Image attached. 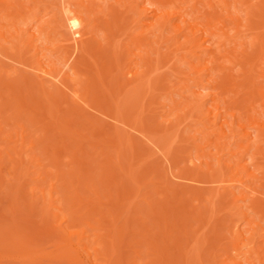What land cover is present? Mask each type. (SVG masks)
<instances>
[{
  "label": "bare ground",
  "instance_id": "obj_1",
  "mask_svg": "<svg viewBox=\"0 0 264 264\" xmlns=\"http://www.w3.org/2000/svg\"><path fill=\"white\" fill-rule=\"evenodd\" d=\"M106 1H109L110 5H107H109L110 8L108 9L107 13L103 14L105 15V18L103 16H99L100 18H104L103 21L101 19L99 23H103L102 27L106 29L104 35L102 36V41L107 48H102L101 50L100 45L103 46V44H101L102 41L100 44H98V41L96 40L99 36H96L97 38L94 39V35H96L94 29L98 25V23H96V21L98 20L95 21V17L97 13H101L102 4H99L101 3V0H0V59L1 61L3 60L0 64V99L1 97H3L2 99L7 97L5 98L6 101L7 99H9L13 102V104H11L9 100L8 101L10 103H8V101L5 102L4 100V103L0 100V108L3 106L2 108L4 109L3 110L1 108L0 111V134H2L0 136V140H2V142L5 141L6 143L3 142L5 145L7 144V146L3 147L1 146L2 143L0 142V207L1 209L3 208V213H5V211L6 213H8L7 216L11 220V222L9 221L8 223V221L5 222V219L0 217L2 218L0 219V247L2 248H0V264H9L13 260L14 262L17 261V264L20 259L22 261L25 260V264L28 260V262H31V264L36 263L34 261L38 259L35 258L34 260L33 257L38 254L41 255L42 253H44L45 255H42L43 257L41 256V259L38 260L40 264H42L44 257L48 262H50L49 260L52 259L54 261V259L64 258L65 260H67V264L123 263L121 256V253L123 252H121L120 248L122 247H120V245H122V240H125V238L123 237H126L124 234L126 231L128 233L129 229L126 230V228H128L126 226L129 225H126L128 221L126 222L124 220L123 223L121 221L123 218L121 217L120 219L118 218V216H121V213L124 212V208L126 207L125 205H127V202L131 205H129L130 207H128L130 209L136 208L137 206L136 204L138 203V201L137 203L132 202L131 197L134 195H141V192L139 193L140 188L137 183L140 181V179H142L141 177L144 176L143 172L145 173L144 168H142L145 163V161H143V158L146 157V155H144V150L141 151L140 149H137L140 150V152H138L137 150H134L132 148L130 151L127 149L129 151V155L127 154L128 157H126L128 159H126L127 161L125 160L127 166H124L122 164L121 158L125 153H127V151L125 153L124 151H122L123 148L125 149L123 144L125 143L126 145L127 143L126 146H129L130 143V146H133V148L134 146H136V144L135 142H132L133 140H130L131 137H127L129 133L126 134L125 137L127 138H125L120 136V132L115 131L114 133V131L112 130L113 133L110 134H114L113 138L112 136H110L112 139L106 138V141L107 139H110V141H108L109 143H107L111 145L106 146L105 142L104 145L106 147V150H102L103 148L100 150V146L99 149H95L96 151H99V153H96L95 150L94 152L90 153L89 151L91 149L89 151L84 150L83 146H79L81 142L78 143L79 147L73 146L75 149L71 148L72 146L69 147L74 151L72 150L71 153L68 152L69 154L67 153V155L65 156L70 155L71 161H73V163L80 169L74 168L75 165L72 163L73 168L70 167L69 169H72H68L69 171L66 172L63 169L61 170L59 168L51 171L50 167H47L46 170L43 168L45 164L42 165V161H40L42 156L40 157V154L35 152L39 149L41 150V153L44 152L45 149H47V147L49 146V142L51 143L56 141L55 143H52V145L54 146V156H56L57 158L59 157V154L57 155V152H60L61 154V151L63 152L64 149L68 148L67 142H65L67 139L64 138L65 135L63 136L62 133L64 134L66 131H68L69 133L76 132L79 136H82L84 138L87 137V135H85L83 132L81 134L74 126L76 125L75 122H77L75 121L77 120L76 117L79 116L78 119L81 118V108H78L81 104L77 106L79 110L76 108V105L78 102L84 104L85 102H89L90 100L87 101V98L89 96H92L91 98L93 99V103L94 101L98 102L100 99H102L103 101L104 99H106V103L104 102V104L110 109V115H112L111 112L113 113V111L111 110L113 109L117 110L116 113L118 112V110L119 112L121 111L120 113H126L125 115H127V119L129 116L136 121V123L134 121L131 124L134 125L135 123L137 127L134 126V128L137 131H140V129L142 128L139 129L138 126L143 125V119L141 120L143 116L141 117V115L147 113L145 111L152 108V106L154 105L161 106L159 102V105L154 104V97L161 96L160 91L165 90V97H167V93L170 98H167L169 101L167 102L168 107L166 106L168 108L167 112L164 113L165 111H162L163 109H160L161 107L164 108V106H161L159 109H155L162 111L156 113H161L162 115H160L161 117H163V119L161 118V120L159 118L160 122H157L156 120V122H154V118H152L153 120L149 123V127H152V131H154L155 133H161H158L159 135L156 136H158V138L160 136L161 139L163 138V141L161 140L162 142H164L163 145L167 144L165 148L163 146L161 152H164L165 149H167V147L170 145L169 143H171L172 145V143H176L178 141L186 142L187 140V142H193L194 145V143H196L195 140L197 139V137L202 135L199 138H203L204 140L202 139V141L200 139L201 142L194 145V148L196 150L194 151V153H196V156H194L196 159H193L194 161L190 160V163L192 164H195V160H197V166H195V164L194 166L189 167L190 171L187 169L188 173H185V175L190 173L193 174L194 170L197 168L194 175L196 176L195 178L199 176V178L197 179H200L199 181L201 182L203 181L201 180L202 176L200 177V175L201 173L202 175L204 173L207 178H217V176H219L218 178L220 179V182L228 181L229 183L230 181L232 183H230L229 185L235 183L239 187H242L236 189V192L239 189L240 191L235 193L234 187L231 188L229 186V189L226 190L225 186L228 183H226V185L219 184L218 188L221 186V188L225 190L221 193H218L216 191L215 194H212L214 191L213 189L212 193H209L208 195L206 194L204 200L205 202L203 201L204 204H201L202 206L198 204L199 206H201V208H196V210H193V207L197 205L192 204L193 206L191 207L186 206L188 207L187 209L185 208L186 203H184L183 200H197V194L199 196L198 190L196 192L195 189H193L195 193H197L196 195H192L194 193V191H192L193 193L190 197L188 193V196H184L182 198L177 194V192H181V189L184 188V185L181 186L182 188L179 187L181 189H174L176 188L174 187L175 184H169L174 188L171 187V189H168V186L165 183V178H163V181L161 183L159 181V183L163 185H161V187L159 186V183L155 182L157 179H153L155 183H153L154 187L158 188L155 189V194L157 195V193L159 192V194L163 195L161 196L162 198H160L163 201L158 200L159 202H157L156 197L158 196L155 197L151 192L152 190L154 191V188L152 187L153 185H151V177V182L148 181V184L153 188L150 192L151 195H153V198L155 197L154 199L156 201L153 202L152 198V201L150 202L148 198L145 199L146 203L144 200L143 201L148 207L147 216L148 218L152 217V221L154 220V222H156L155 224L157 230H155V227V229L153 227V229L150 227H145L148 225L147 220L145 221V224L147 225L143 226L142 224V226L145 227L143 228L141 226L142 222L140 223V220L136 221L140 218L143 219V216L140 218L135 216L138 213H135V215L133 214V216L137 218L135 219L133 217L135 222L131 219L134 223H140V225H137V227L141 226L142 229L148 228L149 231L150 229H152L151 231L154 230L152 234L149 233L152 237L148 233H145L146 235L148 234L152 238V240H150V238L148 237H143L145 236V234H143V236L140 234V237L146 238V241H149L148 243H150L148 247L150 248V250L147 248V250L149 251L147 252L148 254L146 253V257L148 255H154L153 258H151L152 256H148V260L144 261V263L142 262V264H172L171 260L177 255L175 251L181 252V248H184L185 246L184 249H186L187 253V249L193 248V242L195 244L197 241H201V239L199 240V233L200 236L202 235V229L200 228V226H202L201 222L207 221L206 223L208 224V221L213 217V215L215 214L214 212L217 210L223 209L221 211H225L227 213L230 212L228 214H237L240 220H245L248 222V224L252 223V226L254 227H256L257 225L258 227L259 225L262 226L260 221L264 220V203L260 198H258V194H263L261 193L260 189H264V185H262L264 184V0ZM34 22H37V27L32 30L33 28L30 27ZM66 27H68V29L70 27L73 32L70 33L68 37H66L67 32L65 33L62 31L63 36L60 33L61 28H64L63 30H65ZM102 27L100 26L99 28H101L102 30ZM53 34L58 35L56 36L57 38H52L54 37ZM78 42L84 47V50L82 49L83 53H86V49L91 48V52L95 53V55L97 56V63L95 64V66H93L92 64L94 62L90 63L92 60H88L90 58L85 59L86 61H88V67L90 64L92 65V69H94L93 67H96V70L94 69L93 76L91 75L90 77H87L88 74H82L83 72L80 73L79 71H83L81 68L83 67L85 69L86 67H84V65L82 64L81 66L78 64V66H80L81 68L77 69V64H75V61L76 63H79L77 62L78 60H73V56L71 58L69 51L73 50L74 46L77 53H82V51H80L81 47L80 49L79 45L77 47ZM94 45H99V48L96 47L99 49V51L93 50L92 47ZM76 47L78 48V50ZM91 49H88V51ZM48 51L50 54L48 53L47 55L46 52ZM71 54L73 55V53ZM74 55L76 56L77 54L75 53ZM85 56V58L88 57L87 54ZM77 59H81V56ZM174 59H176L179 64L181 63V65H174V61H176ZM7 61H10L11 64L12 62L18 63L20 65L23 64V66L28 63V65H26L25 67H29L30 70L28 69L27 72L31 71V73L28 74L29 76L23 75V70H21L20 72V68L18 69V66H15L14 63L12 65H9ZM3 62L4 64L7 63L13 68H7V64H5L7 65V67L5 68V66H3L2 64ZM164 64L167 66L165 68L169 70L171 69V77H177L181 81L179 82V84H177V81L179 80H175L177 82L176 87H172L175 84H170V80H172L170 77L166 75L165 77H158V69H160V66H163ZM85 65L87 64L85 63ZM15 68L19 71L15 70ZM22 68L24 69V67ZM14 72L17 73V76L18 72H20L22 76L18 78L17 76H15ZM13 77H17L18 79ZM124 79L128 81L126 82ZM21 89H24L25 93H23L24 91ZM20 91L24 95H22ZM178 91L180 93H183L185 91L183 95L188 94V96H190V98L187 96V98L189 99H185L186 96L183 98L184 100L180 99L183 102L186 100L184 104L180 101L177 102L179 100V95L178 97H175L174 95L176 94H174L173 96L171 94L178 93ZM66 93L69 94L74 102L77 103L74 104V108L69 107L68 110L63 112V110L60 108L61 105L64 102L65 104L66 102H73V100H70L69 98L68 100L70 101H66V97H69L66 96ZM157 100L159 99H156L155 102H157ZM256 100H258V102ZM255 103L259 106V109H261V111L255 108ZM87 105L91 106L90 103H87ZM66 106L64 107L66 108ZM10 108H12L13 110L12 113ZM154 108H152L153 110L151 109V112H149V114H152ZM7 109H10V113L6 116H2V111H6L7 114ZM83 110L81 111L84 113ZM98 111L99 109L96 112ZM45 113H47V116L49 115L48 117L50 118V122H43L44 117L42 118L40 115H45ZM83 113L82 118L84 119V121H82L81 123H87L91 125L87 126L91 129L93 125L92 123H95L97 121L94 120V122H92V118L86 119V116L84 117ZM89 113L88 115L91 114ZM93 114L95 113H92V115ZM101 114L103 115V113ZM123 114L121 115L126 117ZM155 114L153 113V115ZM157 114L156 116H158ZM3 115H5V113H3ZM104 115L106 116L105 112ZM114 115L116 116L117 114ZM99 118L100 117H98V119ZM130 120L131 119H129L128 121ZM121 121L124 122V120ZM128 121L126 120L127 123ZM10 123H13V129H8L9 131L6 130L7 132H5L4 130L7 128L4 129V126H9ZM109 123L110 122H108V125ZM97 124L96 127L98 126L99 130L102 129V131L100 130V132H104L103 130L105 129V127L104 129L102 128L103 124L99 121L97 122ZM146 124L148 125V123ZM111 126L113 127L112 124ZM96 127L92 128V130L94 129L95 131H89V133H91L89 134L90 137H97L99 135L100 132L98 133L99 130L97 129V131ZM118 127L116 126V128ZM149 127L148 130H150ZM50 131H52L53 133H51L53 139L52 137H50L51 134L49 135ZM190 131H193L191 132V134L193 133L191 136L187 135V133H190ZM58 134L62 135L63 137ZM57 135L60 138L58 137V140L57 138L56 140H54L55 136ZM102 136L103 135L101 133V138ZM106 137H108V135ZM63 138L66 140L63 141ZM101 138L97 139L99 140ZM188 138H190V140ZM51 139L54 141H52ZM97 139L95 138V140ZM83 140L84 139H82V141ZM91 141L93 142V139ZM236 141H240L241 143H237V146L233 148V144L236 143ZM191 143L187 145L190 147L192 146ZM89 144L91 148H95L97 146L95 143ZM155 144L157 143H154V145ZM179 144L177 145V147H180ZM180 145L186 146V144L184 143ZM155 146L157 147V149L158 147L160 148V145ZM170 146L165 152L164 157L167 156L166 154L168 152L172 159L171 157L168 159V155L167 163H169L170 160L171 163L169 164H172V161L176 160L177 156L183 155V153L181 149L177 150V148L174 147L173 144L172 146L174 147V150L176 149V152L172 149L174 153H172L171 155L169 149L171 150L172 146ZM185 146L183 148H185ZM190 148L192 149L193 147ZM110 150L113 153L110 152ZM185 150V153H188L190 151L189 150L188 152H186ZM205 150L207 153H204ZM136 151L138 153H136ZM198 151L200 153H198ZM79 154H84L85 156L87 155L90 157L92 156L93 158L91 157V159L93 160L102 159L100 160L101 162L98 163V166L101 168L100 172L96 173L95 175H89V173L87 172H81L83 168H81L82 166H79V162L81 161L79 158ZM245 154L249 156L250 162L242 163V160L239 158L240 156L238 157V161V158L236 156L241 155L243 158V155ZM174 155L176 157H174ZM54 156L50 158V162L55 159ZM77 156L79 159L77 158ZM194 156H190V158H194ZM232 156H234L235 158H233ZM224 157H227V159L225 160ZM68 158L70 159V157ZM60 159L62 160V158ZM89 159H87V163ZM161 159L162 158H160V160ZM178 159L180 158L177 157V160ZM185 159L186 158H184V160ZM141 161H143L144 163H142ZM81 162H83V160ZM91 162L93 161L91 160L89 163ZM176 162L177 161H174V164H176ZM68 163L69 162H67V164ZM249 164L253 165V169H249ZM155 165L156 164H154V166ZM174 166L178 168L179 165ZM174 166L170 168V172ZM37 167H39L40 170ZM144 167L146 168V166ZM157 167L158 166H156V168L154 167L155 170L157 169ZM32 168L35 171L32 170ZM35 168H37L38 170ZM154 168L150 170L153 171ZM184 168L186 169L188 167H186L185 165V167L183 166L182 168H179V171L183 172L185 170ZM78 170H80V172H78ZM162 170L163 169H161L160 172L156 170L158 174H155L163 177L162 175L166 173L164 170ZM191 170H193V172ZM161 171L163 172L162 175H160ZM181 172L179 173L176 171L175 177H178V173L184 176V173ZM33 173H35V176L32 177L31 175ZM173 173L175 174V171ZM122 176H124V179L126 176H128L129 179L127 177L126 178L128 181H130V186H132L131 188L130 186L129 189L123 187L117 188L116 186L115 188L112 187L113 183L116 184L115 180L120 177L118 178V181H120L119 179H121ZM179 177L182 176L179 175ZM186 177L184 176V178ZM47 178L48 182H46ZM207 178H205L207 181L203 179L205 183H208ZM39 179L41 181L45 179L43 181L44 183L42 182L44 186L41 185L42 183ZM146 179L148 180V178ZM29 180L32 183L29 182ZM35 181H38L39 184ZM120 182L122 183V181ZM142 182L143 181H141V183ZM45 183L47 184L45 185ZM148 184H145V186L143 185L144 188L142 190H144ZM222 185L224 186L222 187ZM110 186L115 190V193L113 192L114 194L112 193V191L114 190L111 191ZM135 186H137L138 189L133 188ZM148 188L149 186L147 187V189ZM120 189L122 190L120 191ZM133 189L137 190L136 193L134 192L135 194H133ZM221 190L222 189H220V191ZM168 191H170V193ZM166 192L169 194H167ZM201 192L202 191H200V193ZM145 195L147 197V194ZM201 195L203 194H200V196ZM112 198H114V202L118 205V207L116 204L113 205V209L114 207L119 208L121 204L122 205L120 208H123L122 211H120V215L118 212H116L118 213V216H115L116 218L114 217L115 213L112 214L114 211H109L112 210L110 208V205H112L110 203L111 201H113ZM120 198H124L125 201ZM121 201L124 203V205L123 203H120ZM140 201L141 200H139V202ZM238 202H243V205H241L240 203L238 204ZM3 204L5 205L3 206ZM140 204H142V202H140ZM156 204L158 205V207H154V205ZM143 206L145 205L143 204ZM106 208L110 209L103 211V209ZM190 208H193V211ZM125 209H127V207ZM137 210L135 209L134 212H136ZM128 211L129 209L125 213H127ZM140 211L138 210V212ZM19 214L24 217L25 221L28 222H30L29 220H31L29 216H31L32 218L34 217V214H39L41 221H39V225L34 222L36 228L39 227L40 229H42V231L44 230L46 234H51L52 230L50 229L56 228L58 233H55L53 230L56 236H59L60 233H62V236L64 235L63 238H66L65 241L63 240V242H61V240L59 241L60 243H57V245L60 244L61 249H59L60 247H54V249H59V252H57L58 254L61 251L59 256L55 253L54 257L52 254H54L55 250L49 252V249L51 248H35L34 246L37 242L35 243L33 240L30 241L31 244L29 243V241L26 242V240L30 238V235H28V233L32 235L31 232H33L35 228H32L31 224V231L29 225L25 224L27 226L26 227L23 224V226L25 227L22 228L21 224L20 226L17 224V222L15 223V221H13L12 219L16 220V217ZM110 215L111 217L108 219L110 225H106V227L102 222H107V218ZM190 215L191 217H189ZM25 216L27 217L25 218ZM145 217L146 216H144V218ZM188 217L196 221V223H200L199 227L192 230L188 229L189 226H187V224L185 223ZM215 217L218 218V214H216ZM130 218L132 217L130 216ZM216 218H213V220H216L218 222ZM119 219L122 225H118ZM213 220L211 221L212 224L216 225L217 227L219 223H216ZM51 221L52 224L55 223V227L53 228V225L49 224ZM18 223H20V221H18ZM223 223L221 224L223 225ZM230 223L233 224L232 222ZM221 224H219L218 226H221ZM47 225L52 226L49 229V227L47 228ZM228 225L230 226V224ZM207 226L211 227L210 224ZM216 227H213V229ZM39 228V233H37L40 234L41 232V236L44 233L45 236V232H42ZM213 229L211 230L212 233ZM49 230L51 233L49 232ZM35 231L37 230L35 229ZM131 231L133 232L132 236H134V231L130 229V232ZM141 231V233L144 232V230ZM215 231L216 230H214V232ZM263 232L264 231H262V233ZM232 233V236L234 235V233L235 235H240L241 231L239 232L238 229L235 228L234 232ZM48 235L46 236L48 237ZM52 235L53 234H51V236ZM159 235H161V239H159ZM189 237H193V241L191 243L189 242L191 241L188 239ZM204 237H207V235ZM34 238L36 239L37 237L33 236V239ZM129 238L132 239L130 235ZM36 240L39 241L38 238ZM140 240L136 241L135 243H133L132 240L130 242L128 241L129 243L132 242V244L127 245H139ZM158 240L160 242H158ZM25 243L29 244V246H32V244L34 243V246L32 247H34L35 249L33 248V250L31 249L32 247H30V249L28 248L26 250L25 248H23ZM61 243L63 244L61 245ZM243 243L244 245L247 244L245 242ZM208 245L211 246V243H208ZM186 246L190 248H186ZM206 247L204 246V248ZM236 247L237 246H235L234 248ZM252 247L253 245L251 246V248ZM7 248L11 250L12 248H15L13 250L14 253H10ZM251 248L250 250H253ZM3 249H5V252ZM133 249L135 253H139V251L135 250V247ZM133 249L130 250L132 251ZM138 249L141 250L142 248ZM44 250L48 251L45 252ZM144 252H146V249L144 250ZM135 253L134 255L137 254ZM186 253H183L182 255H185L184 259L183 257H181V259H183L182 264H192L191 262L186 261ZM174 254L176 255L174 256ZM190 254H192V252ZM199 254H194L198 255L196 256L197 258L194 256V260L198 259ZM126 255L124 254V256ZM128 255L130 256V254ZM137 255L130 256L131 259H133L132 261L134 262V264L137 260H135L136 258L134 259L133 257H137ZM177 259L178 258L175 257V259L173 260L178 261ZM140 260L142 261V259ZM22 261L20 262L21 264ZM126 262L129 263V261ZM126 262L125 264H128ZM193 262L195 263V261ZM237 262L235 260L233 264H237ZM58 263L56 260V264ZM139 263L141 262L139 261ZM197 263L199 264L200 262L197 261ZM241 263L242 262L238 264ZM48 264L53 263L51 262Z\"/></svg>",
  "mask_w": 264,
  "mask_h": 264
},
{
  "label": "rangeland",
  "instance_id": "obj_2",
  "mask_svg": "<svg viewBox=\"0 0 264 264\" xmlns=\"http://www.w3.org/2000/svg\"><path fill=\"white\" fill-rule=\"evenodd\" d=\"M18 1V0H17ZM103 0H101V3H99L100 5H101V13H97V15H96V19H95V21L96 20H98V21H96V23H98V25H97V27H95V29H94V31H95V34L96 35H94V39H96L98 36V38L96 39L97 41H98V44H100L101 43V41L103 40L102 38V36L104 35V33H105V31H106V29L104 28V27H102L103 25V23H99V21L102 19V21H103V19L105 18V15H103V14H105V13H107V11H108V9L110 8V4H109V1H106V0H104L103 2H102ZM111 3V2H110ZM107 4H109V5H107ZM106 9V10H105ZM104 11V12H103ZM97 16H98V18H97ZM99 16H103L104 18H100ZM47 18V17H46ZM100 18V19H99ZM99 24H100V26L102 27V30H101V28H99L100 26H99ZM34 25V26H33ZM33 27L31 26H29L30 28H33L32 30H34L37 26V22H34L33 23ZM64 28H61V31H60V33L62 34V31L63 32H67V35H66V37H68L69 35H70V33H73L72 32V30L70 29V27H69V29H68V27H66V29L65 30H63ZM99 29V30H98ZM70 31V32H69ZM100 31V32H99ZM101 32H102V35H101ZM64 33V34H65ZM54 35V37H52V38H57L56 36H58V35H56V34H53ZM52 35V36H53ZM60 36V35H59ZM62 36H63V34H62ZM97 36V37H96ZM101 36V37H100ZM59 38V37H58ZM101 38V39H100ZM99 39V40H98ZM53 40H55V39H53ZM101 44H103V46L102 45H100V49L102 50V48L103 49H106L107 47L105 46V44L103 43V41H102V43ZM78 45H79V49H80V47H81V49H80V51H82V49L84 50V47L82 46V44H80L79 42H78V44H77V47H78ZM99 45H94L92 48H93V50L94 51H99V47H98ZM76 47V48H77ZM96 47H98V48H96ZM85 49H86V47H85ZM88 49H91V48H88ZM88 49H86L87 51H86V53H83V51H82V53L81 52H76V50H75V46H74V48H73V50H71V51H69V53H70V55H71V58H72V56H73V60H78L77 62H79V63H76V61H75V64H77V69H79V68H81L80 66H81V64L82 65H84V67H86L85 69L82 67L81 69L83 70V71H79L80 73L81 72H83L82 74H88L87 75V77H90L91 75L93 76V74H94V69L96 70V67H93L94 69H92V65L90 64L89 65V67H88V61H86L85 59H88V58H90V59H88V60H92L90 63H92V62H94V63H92L93 64V66H95V64L97 63V56L95 55V53H92L91 51H92V49L91 50H89L88 51ZM77 50H78V48H77ZM108 50V49H107ZM74 51H75V53L78 55V57H77V55L75 56L74 54ZM47 53V55H48V53H49V51L48 52H46ZM71 53H73V55L71 54ZM50 54V53H49ZM87 54V58H85L86 56L85 55ZM82 55H84V56H82ZM80 56H81V59H77V58H80ZM76 58V59H75ZM82 58H84V59H82ZM177 59H179V58H177ZM81 60V61H80ZM174 60H176V59H174ZM3 61V60H2ZM1 59H0V64H1ZM84 61V62H83ZM86 61V62H85ZM177 61V60H176ZM176 61H174L175 63H174V65H176V64H179L178 63V61L176 62ZM5 62H6V60H5ZM28 62V61H27ZM179 62H180V60H179ZM7 63L9 64V65H12L14 62H12V64L10 63V61H7ZM7 63H5V64H7ZM85 63L87 64V65H85ZM3 64V66H5V68L7 67V65H5L4 64V62L2 63ZM78 64L80 65V66H78ZM8 65V67L7 68H11L12 66H9ZM14 65L15 66H18V69L20 68V72H21V70H23L24 71V73H23V75H28V74H30L31 73V71H28L27 72V70L29 69V67L27 68V67H25L26 65H28V63L26 64V65H24L23 66V64L22 65H20V64H18V63H14ZM13 65V66H14ZM162 65V64H161ZM165 65V64H164ZM160 66V69H158V73L159 74H157L158 75V77L160 76V77H162V76H164L165 77V75L166 76H168V77H170L172 80H173V82H172V80H170V79H168V80H170L171 81V83L170 84H175V85H173L172 87H176L177 86V84H179V82H181L177 77H171L172 75H171V69L169 70V69H167V68H165V67H167L166 65L165 66ZM179 65H181V63L179 64ZM179 65H176V66H179ZM14 66V67H15ZM21 66V67H20ZM22 67H24V69L22 68ZM91 67V68H90ZM163 67V68H162ZM13 68V67H12ZM22 68V69H21ZM18 69H16L15 68V70H18ZM89 69V70H88ZM164 69H165V71H164ZM12 70V69H11ZM30 70V69H29ZM19 71V70H18ZM22 71V72H23ZM27 73H26V72ZM90 71V72H89ZM161 71V72H160ZM17 72V71H16ZM20 72H18V76H17V73H15V76H17L18 78L20 77V76H22V74L20 73ZM93 72V73H92ZM164 74H163V73ZM168 73V74H167ZM19 74H21V75H19ZM33 74V73H32ZM34 75V74H33ZM29 76V75H28ZM32 76V75H31ZM35 76V75H34ZM85 76V75H84ZM17 77H13V78H16V79H18ZM86 77V76H85ZM163 77V78H164ZM33 78V77H32ZM36 78V77H35ZM174 78V79H173ZM126 79H128V78H126ZM125 80V79H124ZM175 80H179V81H175ZM126 82L128 81V80H125ZM125 81H124V83H125ZM19 83V82H18ZM177 83V84H176ZM263 83V82H262ZM172 89V88H171ZM21 90H23L24 91V89H21ZM164 91L165 90H162V91H160L161 92V96H156V97H154V99L156 100V99H159V100H157V102H155V100H154V104H156V105H159V103L161 104V106H164V108L163 107H161V106H155L154 104V106H155V108H154V106H152V108H154V111H152V114L150 113L149 114V112H151V109L152 108H150V109H147L145 112H147V113H143L144 115H141V120L143 121L142 122V124L143 125H139L138 127H139V129L140 128H142V129H140V131L142 132H140L139 130L137 131L135 128H134V126H136L135 125V123H136V121L135 120H133V118H130L129 116H128V119H127V115H125V114H123V113H120L119 112V110H118V112L116 113V111L117 110H111V111H113V113L111 112V114L112 115H110V109L108 108V107H106V105L104 104V102H105V100L106 99H104V101L102 100V99H100L99 101H100V103H99V101L98 102H96V101H94V103H95V105H94V103H93V99L89 96L88 98H87V101L88 100H90L89 102H85V104L84 103H80V102H74V100L69 96V94H67V93H69V92H67L66 93V96H69V97H66V101L68 100V98L71 100H73V102L72 101H70V100H68V101H70V102H66V104H65V102L61 105V109L63 110V112H65L66 110H68L69 109V107H73L74 106V104L75 103H77V105H76V108H77V106L79 105V104H81L80 105V107H78L79 109L81 108V110H83V109H85V110H83L84 111V113L80 110V112H81V118H79L78 119V117L79 116H77L76 118H77V120H75V121H77V122H75L76 123V125L74 126L81 134H82V132L85 134V135H87V137H88V139H87V137L86 138H84V137H82V136H79V135H77V133L76 132H74V133H69L68 131H66L64 134L62 133V135L64 136V138H66V139H64L63 138V141L64 140H66L65 142H67V147L68 148H66V149H64L63 150V152L61 151V154H60V152H57V155L59 156V157H57L56 158V156H54L55 154H54V146L52 145V143H55V142H49L48 144H49V146L47 147V149H45V151H46V153H45V151L44 152H40L41 150L39 149H36V150H38V151H35V152H37V153H39L40 154V157H41V160L40 161H42L41 162V164L42 165H47V166H43V168L44 169H46L47 170V167L49 168L50 167V169H51V171L53 170H56L57 168H59V169H63L65 172L66 171H69V170H71L72 168H73V161H71V156L70 155H68V156H65V155H67V153L69 152V153H71V151L73 150V149H75L74 147H79V146H83V149L84 150H87V151H89L90 149V153L91 152H94V150L96 149H99V146L101 147L100 148V150L102 149V150H106V147H105V145L106 146H109V145H111V144H108L109 142L108 141H110V139H112L113 138V135L114 134H110V133H113V131H114V133H115V131L116 132H120L119 134H120V136H122V137H125L126 136V134H128L129 133V135H127V137L129 138V137H131V141L134 143L135 142V144H136V146H134V148H133V146L131 147L130 146V143H129V146H126L127 145V143H126V145H125V143L123 144V146L125 147V149L123 148L122 149V151H124V153L127 151V153H125L123 156H122V158H121V161H122V164L124 165V166H127L126 164V162H125V160L126 159H128L127 157H128V155H129V151L131 150V148L132 149H134V150H137V149H140L141 151H143L144 150V155H146V157L145 158H143V161H145V163L143 162V161H141L142 163H144V165H143V167L142 168H144V170H145V173L147 174H145L144 172H143V175L144 176H142L141 178L142 179H140V181L137 183L138 185H139V188H140V190H139V193L141 192V195H138V196H132L131 197V201L132 202H134V203H137V201H138V203L135 205L136 206V208H133V206H132V208L134 209H130V208H128V207H130L131 205L130 204H128V202H127V205H125L126 207H127V209H125L126 207L125 206H123V207H125L124 208V212H122L121 213V216H118V213H119V215H120V211H122V209L120 208L121 207V205H120V207L119 208H117L118 207V205L114 202V198H112V200L113 201H111V203L110 204H112V205H110L109 203V205H110V208L112 209V210H109L110 212L111 211H114L112 214H114V217L117 215L118 216V218H120L121 219V217L123 218L121 221L124 223V220L127 222L128 221V223H126V225H129L130 226V228H129V226H126V227H128V228H126V230H128L129 229V231H128V233H127V231L125 232V236L127 237H123V238H125V240L123 239L122 240V245H120V247H122V248H120L121 249V252H123V253H121V256H122V262L123 263H121V264H125V262L126 261H129V263L128 262H126V263H128V264H134V262L132 261L133 259H131V257L130 256H136L137 254V257H133L135 260H137L136 261V263L135 264H142V262L144 263V261H147L148 260V258L150 257V256H152L151 258H153L154 257V255H148L147 257H146V253L150 250V248H148L149 247V244L150 243H148L149 241H146V238L148 237V238H150V240H152V236L150 235V234H152V232H154V230L153 231H151L154 227L156 228V222H154V220L152 221V217L151 218H148V216H147V206H146V201H145V199L146 198H148L149 199V202L150 201H152L153 200V202H155L156 200H157V202H159V201H163L162 199H160V198H162L161 196H163L162 194H159V192H158V190H157V195L155 194L156 192V190L155 189H158V188H155L154 187V185H153V183H154V180H156L155 182H157V183H159V181H160V183L163 181V178H165V183H166V185L168 186V189H171V187L172 186H170L171 184L173 185V184H175V186L174 187H176V188H174V187H172V188H174V189H177V188H179V187H181V186H183L184 185V188H179V189H181L182 191H184V192H177V194L179 195V196H181L182 198L184 197V196H188V193H189V197L191 196V194L193 193L192 191H194L193 189H195V191L197 192V190H198V193H199V196H198V194L197 193H195V191H194V193L192 194V195H196L197 194V196L196 197H198V199L197 200H193L192 201V199H191V201H190V199H185V200H183L184 201V203H186V204H188V205H186L185 204V208H187L188 209V207H191V206H193L192 204H194V205H197V206H195V207H193L192 209L193 210H196V208L198 209V208H201V204H204V200H205V196H206V194L208 195L209 193H212V191H213V189H214V191H213V193L212 194H215L216 193V191L218 192V193H221V192H223L225 189H223V188H221V186L218 188V186H219V184H224V185H226V183H228V181H226V182H220V179L218 178L219 176H217V178H207L205 175H204V173H203V175H202V173H201V175H200V177H201V180L203 181V182H201V181H199L200 179H197V178H199V176H197V178H195L196 176L194 175L195 174V170H197V168L194 170V173L192 174V173H190V174H187V175H185V173H188L187 172V169L190 171V169H189V167H192V166H194L195 164H196V162H197V160H195V164H192V163H190V160H193V159H196L195 158V154L196 153H194V151H196L195 150V144H199L200 142H201V140L203 139H201V138H199V137H201L202 135H200L199 137H197V139L195 140L196 141V143H194V145H193V142L191 143L189 140H190V138H188L189 140V142L191 143V145L192 146H190V147H193L192 149L188 146L190 143L189 142H187V140H186V142L185 141H178V142H176V143H172V145L174 144V147H176L177 148V150H182V153H183V155H179V156H177V157H179L180 159H178L177 160V157L174 155V157H176V160H173L172 162V164H169V163H171L170 162V160H169V163H167L168 162V160H167V157H168V155H169V153L167 152V156H165L164 157V154H165V152L167 151V149L169 148V146L171 145V143H169L170 145L167 147V149H165V151L164 152H161L162 151V149H163V146H164V148H165V146L167 145H163L164 144V142H162L163 141V138L161 139V137L159 136V138H158V136H156V135H159V134H161L160 132H154V131H152L151 130V128L149 127V123H150V121H152L153 119L152 118H154V122H160V120H159V118L161 119H163V117H161V115L160 114H157L156 112H159L160 110H155V109H159L160 107V109L162 110V111H165L164 113H166L167 112V102H169L168 101V99L167 98H169V96H168V94L166 93V96L167 97H165V94H164ZM159 92V91H158ZM158 92H157V94H158ZM159 92V93H160ZM177 92V91H176ZM187 92V91H186ZM20 93H21V91H20ZM23 93H25V91L23 92ZM90 93V92H89ZM183 93H185V91L183 92ZM183 93L181 92H179L178 91V93H171L172 94V96L174 95V94H176V95H174L175 97H178V95H179V100L177 101V100H174V101H177V102H183L182 100H180V99H183L185 96V99H189L190 98V96H188V94H185V95H183ZM188 93V92H187ZM22 94V93H21ZM22 95H24V94H22ZM4 96V95H3ZM187 96L189 97V98H187ZM3 97H1V101L2 102H4V100H5V102H7L9 99H7V101H6V99L5 98H7V97H5L4 99H2ZM166 99V100H165ZM170 99V98H169ZM172 99H175V98H172ZM177 99V98H176ZM92 100V101H91ZM161 100V101H160ZM184 100V99H183ZM10 101V100H9ZM8 101V103H10L11 102V104H13V102L12 101H10L9 102ZM103 101V102H102ZM162 101H164V102H162ZM257 102H258V100H256ZM255 101V102H256ZM4 102V103H5ZM72 102V103H71ZM159 102V103H158ZM186 102V100L183 102V104ZM7 103V104H8ZM87 103H90V105L91 106H88L87 105ZM99 103V104H98ZM106 103V102H105ZM162 103H163V105H162ZM165 103V104H164ZM1 104V103H0ZM3 105V104H2ZM67 105V106H66ZM72 105V106H71ZM93 105V106H92ZM98 105V106H97ZM254 105H256V103L254 104ZM12 106V105H11ZM64 106H66V108L64 107ZM101 108H100V107ZM167 106V107H166ZM3 107V106H2ZM1 107V108H2ZM93 107V108H92ZM166 107V108H165ZM1 108H0V111H1ZM64 108V109H63ZM74 108V107H73ZM75 108V109H76ZM77 108V109H78ZM255 108H257V110L259 109V106L258 105H256L255 106ZM3 109V108H2ZM11 109V113H12V108H10ZM10 109L8 110L7 109V114H6V111H2V116H6V115H8L9 113H10ZM78 109V110H79ZM94 109V110H93ZM99 109V111L98 112H96L97 110ZM108 109H109V111H108ZM4 110V109H3ZM86 110H88V111H86ZM90 110V111H89ZM121 110V109H120ZM153 110V109H152ZM86 111V112H85ZM100 111H101V113H103V115L100 113ZM108 111V112H107ZM162 111H160V112H162ZM259 111H261V109H259ZM79 112V113H80ZM91 114H90V113ZM104 112L106 113V116L104 115ZM123 112H125V111H123ZM3 113H5V115H3ZM82 113H83V116L85 117L86 116V119L87 118H92V122H94V120L95 121H99L100 123H102L101 125L103 126H100V127H102L103 129H104V127H105V129L103 130L104 132H100V130L102 131V129H100L99 130V127L97 126L96 127V124H97V122H95V123H92L93 125H95V126H93L92 125V127H91V129H90V127H87L89 124H87V123H81L82 121H84V119L82 118ZM88 113L90 114V115H88ZM92 113H95V114H93L92 115ZM153 113L155 114H157L158 116H156V114L155 115H153ZM108 114V115H107ZM114 114H117L116 116L114 115ZM121 114H123V115H125L126 117H124V116H122ZM11 115H13V114H11ZM110 115V116H109ZM43 119H41V120H43V122L44 123H46V122H50V118L47 116V113H45V115L44 114H42V115H40ZM97 116V117H96ZM102 116V117H101ZM108 116V117H107ZM113 116H115V117H113V119H112V117ZM145 116V117H144ZM155 116V117H154ZM45 117H46V119H45ZM95 117V118H94ZM98 117H100L99 119H98ZM105 118V120H104V118ZM120 117V118H119ZM122 117V118H121ZM148 117V118H147ZM150 117H151V119H150ZM2 118V117H1ZM4 118V117H3ZM94 118V119H93ZM111 118V119H110ZM117 118H119V119H117ZM125 118H126V120L128 121L129 119H131L130 121H128V123L126 122V120H125ZM146 118H147V120H146ZM83 119V120H82ZM103 119V120H102ZM106 119H107V121H106ZM150 119V120H149ZM161 119V120H162ZM109 120V121H108ZM120 120V121H119ZM121 120H124V122L123 121H121ZM156 120V121H155ZM79 121V122H78ZM135 121V123H134V125H132L131 123H133ZM145 121V122H144ZM106 122V123H105ZM108 122H110L109 123V125H108ZM114 122V123H113ZM124 124H123V123ZM126 122V123H125ZM78 123V124H77ZM80 123V124H79ZM132 125H130V124ZM146 123H148V125L146 124ZM111 124L113 125V127L111 126ZM8 125V124H7ZM13 125V123H10L9 124V126H4V129L5 128H7V129H5L4 131L5 132H7L6 130H10V129H13V127L14 126H12ZM43 125V124H42ZM97 125H100V124H97ZM130 125V126H129ZM147 125V126H146ZM86 126V127H85ZM89 126H91V125H89ZM116 126L118 127V126H121V127H118V128H116ZM127 126H129V127H127ZM144 126V127H143ZM96 127V130L98 131V133H99V135L97 136V137H90V135L89 134H91V133H89V131H91L92 130V128H95ZM109 127V128H108ZM132 127V128H131ZM137 127V126H136ZM147 127V128H146ZM148 127L150 128V130H148ZM74 128V129H75ZM113 128V129H112ZM120 128V129H119ZM121 128H123V129H121ZM110 129V130H109ZM8 130V131H9ZM110 132H109V131ZM113 130V131H112ZM125 130H127V131H125ZM131 130V131H130ZM39 131V130H38ZM85 131V132H84ZM92 131H95L94 129L92 130ZM124 131H125V133H124ZM129 131V132H128ZM151 131V132H150ZM72 132V131H71ZM188 132V131H187ZM191 132H193V131H190V133H187V135H189V136H191L192 134H191ZM52 133V131H50V133H49V135ZM101 133H102V138H103V140H102V138H101ZM105 133V134H104ZM53 134V133H52ZM52 134H51V136L50 137H52V139H53V136H52ZM71 134V135H70ZM74 134V135H73ZM131 134V135H130ZM2 134H0V136H1ZM58 135H60V134H58ZM55 136V139L54 140H56V138H57V140H58V137L59 136ZM62 135H60L61 137H63ZM108 135V137H106ZM134 135V136H133ZM144 135V136H143ZM69 136V137H68ZM110 136H112V138L110 137ZM137 136V137H136ZM149 136V137H148ZM154 136V137H153ZM188 136V137H189ZM77 137V138H76ZM127 137H125V138H127ZM135 137H136V140H135ZM146 137V138H145ZM60 138V137H59ZM95 138L97 139V138H101V139H97V140H95ZM106 138H110L109 140L107 139V141H106ZM157 138V139H156ZM51 139V140H52ZM70 139V140H69ZM82 139H84L83 141H82ZM93 139V142L91 141ZM160 139V140H159ZM201 139V140H200ZM54 140H52V141H54ZM78 140V141H77ZM162 140V141H161ZM204 140V139H203ZM202 140V141H203ZM76 141V142H75ZM86 141H87V143H86ZM97 141H99V142H97ZM102 141V142H101ZM151 141V142H150ZM153 141H154V143H157V144H155V145H160V148L158 147V149H157V147L154 145V143H153ZM0 142L3 144H1V146H3V147H5V146H7V144L5 145L4 143H6L5 141H3L2 142V140H0ZM70 142V143H69ZM81 142V144L78 146V143H80ZM106 142V144L104 145V143ZM108 142V143H107ZM240 142V141H239ZM239 142H237L236 141V143H234L233 144V148L234 147H236L237 146V143H239ZM89 143H95L97 146L95 147V148H91L90 147V144ZM99 143V144H98ZM103 143V144H102ZM111 143V142H110ZM182 144V143H184V144H186V146L185 145H183V146H181L180 144ZM189 143V144H188ZM241 143V142H240ZM70 144V145H69ZM85 144V145H84ZM138 144V145H137ZM142 144V145H141ZM176 144V145H175ZM179 144V146L180 147H177V145ZM188 144V145H187ZM236 144V145H235ZM56 145V144H55ZM59 145V144H58ZM69 145V146H68ZM103 145H104V147H103ZM171 145V146H172ZM72 146V147H71ZM74 146V147H73ZM88 146V147H87ZM151 148H150V147ZM170 146V147H171ZM185 146V148H183ZM188 146V147H187ZM69 147H71V148H73V149H71V148H69ZM143 147H144V149H143ZM174 147L172 146L171 147V150L169 149V152H171V155H172V153H174V151L176 152V149L174 150ZM108 148V147H107ZM146 148V149H145ZM93 149V150H92ZM129 151H128V150ZM174 151H173V150ZM186 149V150H185ZM191 149V150H190ZM50 150V151H49ZM95 150V151H96ZM140 150H137L138 152H140ZM146 150H147V152H146ZM153 150V151H152ZM184 150L186 151V152H188L189 150V152L188 153H185L184 152ZM67 151V152H66ZM74 151V150H73ZM136 151V153H138ZM160 151V152H159ZM99 153V151H96V153ZM110 152H112L111 150H110ZM191 152V153H190ZM63 153V154H62ZM68 153V154H69ZM81 153V152H80ZM113 153V152H112ZM147 153V154H146ZM159 153V154H158ZM198 153H200L199 151H198ZM204 153H207L206 152V150H205V152ZM128 154V155H127ZM188 156H187V155ZM237 154V153H236ZM62 157H61V156ZM81 154H79V158H80V160L82 161L83 160V162H81L80 160V162H79V166L81 167V168H83L82 169V171L81 172H87V173H89V175H95L96 173H98V172H100V167L98 166V163L99 162H101L100 160H102V159H91V157L90 156H85L84 154V156L83 155H81ZM157 155V156H156ZM186 155V156H185ZM195 155V156H194ZM54 156V158H52V159H54V160H52L51 162H50V158L51 157H53ZM127 156V157H126ZM181 156V157H180ZM190 156L191 157H193L194 156V158H190ZM234 156H236V155H234ZM234 156H232L233 158H235ZM240 156V157H239ZM246 156V157H245ZM68 157H70V159L68 158ZM89 157H90V159H89ZM171 156L169 155V157H168V159L170 158ZM173 157V158H174ZM231 157V158H232ZM237 158L239 157L241 160H242V163H245V162H250L249 161V156L247 155V154H245V155H243V158H242V156L241 155H238V156H236ZM60 158H62V160L60 159ZM77 158H78V156H77ZM78 158V159H79ZM86 158V159H85ZM93 158V157H92ZM98 158H102V157H98ZM160 158H162L161 160H160ZM184 158H186L185 160H184ZM230 158V159H231ZM232 158V159H233ZM239 158H238V161H239ZM87 159H89V161H88V163H87ZM171 159H172V157H171ZM224 159L226 160L227 159V157L225 158L224 157ZM232 159H231V161H232ZM93 161V162H91V163H89L90 161ZM158 160V161H157ZM182 160H183V162H182ZM235 160H237V159H235ZM86 161V162H85ZM97 161V162H96ZM127 161V160H126ZM174 161H177L176 162V164H174ZM194 161V160H193ZM199 161V160H198ZM55 162H56V164H55ZM67 162H71L70 163V165H72V166H70L69 165V163L67 164ZM75 162V161H74ZM85 162V163H84ZM156 162V163H155ZM233 162V161H232ZM235 162H237V161H235ZM48 163V164H47ZM54 163V164H53ZM61 163V164H60ZM73 163V164H72ZM125 163V164H124ZM163 163V164H162ZM164 163H165V165H164ZM234 163V162H233ZM7 164H9V163H7ZM63 164V165H62ZM154 164H156L155 166H154ZM188 164V165H187ZM192 164V165H191ZM68 165V166H67ZM75 165V164H74ZM91 165V166H90ZM160 165V166H159ZM174 165H176V166H178V168H176ZM185 165H186V167H188V168H184L185 170L183 171V172H181V171H179L180 169L179 168H182L183 166L185 167ZM191 165V166H190ZM8 166V165H7ZM66 166V167H65ZM144 166H146V168L144 167ZM155 167L156 168V166H158L157 167V171H159L160 172V170L161 169H163L164 171H165V173L166 174H163L162 175V171H161V174L160 175H162L163 177H161V176H159V175H156V174H158L157 172H156V170H155V168H154V170H155V172H154V170L152 171V170H150V169H153V168H150V167ZM161 166H162V168H161ZM164 166V167H163ZM165 166H166V170H165ZM172 166H174L172 169H171V172H170V168L172 167ZM195 166H197V164L195 165ZM253 165H251V164H249V169H253V167H252ZM46 167V168H45ZM70 167H72L71 169H69ZM86 167V168H85ZM90 167V168H89ZM96 167H98V168H96ZM37 168H39V167H37ZM37 168H35V169H37ZM42 168V169H43ZM65 168V169H64ZM74 168H78L77 167V165H75V167ZM88 168V169H87ZM92 168V169H91ZM147 168H149V169H147ZM194 168V167H193ZM192 168V169H193ZM43 169V170H44ZM49 169V170H50ZM69 169V170H68ZM78 169H80V168H78ZM97 169V170H96ZM177 169V170H176ZM31 170V169H30ZM32 170H34L33 168H32ZM38 170V169H37ZM39 170H40V168H39ZM143 170V171H144ZM183 170V169H182ZM35 171V170H34ZM90 171H92V172H90ZM175 171V174L173 173ZM176 171L177 172H181V173H184V176L187 178H184V176L183 175H181V174H177L178 175V177L176 176L175 177V175H176ZM192 172H193V170H191ZM78 172H80V170H78ZM151 172V173H150ZM91 173H93V174H91ZM156 173V174H155ZM141 174H142V172H141ZM151 174V175H150ZM150 175V176H149ZM165 175V176H164ZM179 175L180 176H182V177H179ZM190 175V176H189ZM194 177H193V176ZM32 177L33 176H35V173H33L32 175H31ZM167 176V177H166ZM127 178H128V176H126ZM125 177V179H124V176H122L121 177V179H119L120 181H122V183L120 182V181H118V178H120V177H118L116 180H115V183L116 184H114L113 183V185H112V187H114L115 188V186L117 187V188H128L129 189V186L131 185V183H130V181H128L127 180V178ZM152 177V180L150 179ZM189 177V178H188ZM191 177V178H190ZM146 178H148V180L146 179ZM162 178V179H161ZM193 178V179H192ZM205 178H207L208 179V183L206 182L205 183V181H207ZM42 179V178H41ZM129 179V178H128ZM146 179V180H145ZM154 179V180H153ZM161 179V180H160ZM205 181H204V180ZM210 179H211V181H210ZM212 179H213V181H212ZM218 179H219V183H218ZM229 179V178H228ZM40 180V179H39ZM45 179H43L42 181H41V183L44 181ZM127 180V181H126ZM152 182H151V181ZM167 180H168V182H167ZM170 180V181H169ZM180 183H178L177 181ZM191 180V181H190ZM197 180H198V182H197ZM217 180V181H216ZM227 180V179H226ZM141 181H143L142 183H141ZM145 181H147V182H145ZM148 181H150L151 183V185H153L152 187L154 188V191L152 190L153 188L151 187V185H149L148 183ZM185 181V182H184ZM29 182H31L30 180H29ZM36 182V181H35ZM46 182H48V178H47V180H46ZM126 182V183H125ZM145 182V183H144ZM172 182H174V183H172ZM183 182H184V184H183ZM187 182V183H186ZM212 182H214V183H212ZM32 183V182H31ZM36 183H38V181L36 182ZM40 183V184H41ZM44 183V182H43ZM43 183L41 184V185H43ZM159 183V184H160ZM178 185H177V184ZM182 183V184H181ZM192 183H193V185H192ZM230 183H232V182H230L229 181V183L225 186L226 187V190L227 189H229L228 187L230 186L231 188H233L234 187V190H235V193H237V192H239L240 191V189L236 192V189H238V188H242V187H239L237 184H235V183H233V184H231V185H229ZM39 184V183H38ZM47 183H45V185H46ZM136 184V185H137ZM142 184V185H141ZM145 184H148L146 187H145V191L144 190H142L144 187H143V185L145 186ZM155 184V183H154ZM159 184H157V185H159ZM170 184V185H169ZM185 184H186V186H185ZM190 184V185H189ZM157 185H155V186H157ZM161 185L162 184H160L159 186L161 187ZM177 185V186H176ZM188 185V186H187ZM192 185V186H191ZM198 185V186H197ZM200 185V186H199ZM203 187H202V186ZM204 185H205V187H204ZM224 185H222V187L224 186ZM233 185V186H232ZM262 185H264V184H262ZM44 186V185H43ZM142 188H141V187ZM149 186V190L147 189V187ZM163 186V185H162ZM191 186V187H190ZM211 186V187H210ZM132 186H130V188H131ZM193 187H195V188H193ZM207 187V188H206ZM209 187V188H208ZM110 188H111V186H110ZM133 188H137V186H135V187H133ZM151 188V189H150ZM189 190H188V189ZM197 188V189H196ZM212 188V189H211ZM230 188V189H231ZM263 188H264V186H263ZM138 189V188H137ZM191 189V190H190ZM202 189V190H201ZM220 189H222L221 191H220ZM112 190H114V189H112L111 188V191ZM122 189H120V191H121ZM152 190V191H151ZM204 190V191H203ZM219 190V191H218ZM234 190H233V192H234ZM264 189H260V191H261V193H263V194H258L259 195V197L258 198H260L261 199V201L264 203V191H263ZM154 194V196L156 197V196H160L159 198L158 197H156V200L153 198V195H151V192ZM200 191H202L201 193H200ZM209 191V192H208ZM115 193V190L114 191H112V193ZM137 192V190H135V189H133V194H135V193ZM169 193H170V191H168ZM207 192V193H206ZM113 193V194H114ZM149 193V194H148ZM161 193H162V191H161ZM167 193V192H166ZM169 193H167V194H169ZM181 193V194H180ZM186 195H185V194ZM145 194H147V197H146V195ZM159 194V195H158ZM200 194H203V195H201L200 196ZM2 195V194H1ZM149 195H150V198H149ZM257 195V196H258ZM133 197H134V199H133ZM142 198V199H140V198ZM151 198H152V200H151ZM192 198H193V196H192ZM120 199H123V201H125V199L124 198H120ZM201 199V200H200ZM139 200H141L140 202H142V204H140V202H139ZM145 201V203H144V201ZM159 200V201H158ZM189 200V201H188ZM136 201V202H135ZM204 201V202H203ZM114 204H113V203ZM203 202V203H202ZM120 203H123L122 201L120 202ZM133 203V204H134ZM240 202H238V204H239ZM117 205V207H114V209L112 208V206L113 205ZM138 204H139V206H138ZM143 204L145 205V206H143ZM198 204H200L201 206H199ZM241 205H243V202H241L240 203ZM5 204H3V206H4ZM109 205H108V207H109ZM123 205H124V203H123ZM130 205V206H129ZM106 206H107V204H106ZM158 207V205L156 204V205H154V207ZM186 206H188V207H186ZM137 207H138V210L140 211V209H141V211L140 212H138V210H137ZM139 207H140V209H139ZM105 208V207H104ZM110 208H108V209H110ZM145 208H146V210H145ZM226 208H228V207H226ZM107 208L106 209H103V211L104 210H108ZM129 209V211L127 212V213H125L127 210ZM135 209L137 210L136 212H134L135 211ZM191 209V208H190ZM191 209V210H192ZM5 210V209H4ZM115 210H117V211H115ZM191 210H188V211H191ZM192 210V211H193ZM221 210H223V209H221ZM221 210H217V211H215L214 213V215H213V217L211 218L212 220H213V218L215 219L216 217V214H218V218H216L217 220H218V222L216 221V220H213V221H215L216 223H219V224H221V223H223V225L221 224V226H218L217 225V227H216V225H214V224H212V220L210 219L209 221L211 222H209L208 221V224L205 222V221H202L201 223H202V226H200V228L202 229L201 231V234L202 235H204V236H206L207 235V237H204V236H200V233H199V240L201 239V241H197L198 242V244H197V242L194 244V242L192 243V246H193V248H190V247H188V246H186V248L188 247V248H190V249H192V250H190V249H187V253H186V249H184L185 248V246H184V248H181L182 249V251L181 252H179V251H175V253H177V255L176 254H174V256L176 257V258H178L177 260L178 261H175V260H173V259H175V257L171 260V262H172V264L174 263H178V264H182V262H183V259H184V256H182L183 255V253H186V257H185V259H187L186 261H189V262H191L192 264H196L197 263V261L198 262H200V263H202V264H209V262H210V264H233V262H235V260H236V262L237 261H239V262H237V264L238 263H240V262H242L241 264H264V232L262 233V231H264L263 229H264V220H262V221H260L261 222V225L263 226H260L259 225V227H258V225L256 226V227H254V226H252V223H250V224H248V222L247 221H245V220H240L239 218H238V216H237V214H235V215H233L232 213L231 214H228V213H230V212H223V211H221ZM224 210H226V209H224ZM219 211H221V212H223V213H221V212H219ZM4 211H3V208L1 209V207H0V217H2L3 219H5L4 221L6 222V221H8V223H9V221L11 222V220L9 219V217L7 216L8 215V213H6V211H5V213H3ZM116 212H118V213H116ZM218 212V213H217ZM15 213H17V212H15ZM135 213H138V214H136L135 215ZM141 214V216H140V214ZM124 214V215H123ZM133 214L136 216V217H142L143 216V219L142 218H140V219H137L136 217H134L133 216ZM225 214H227V215H225ZM24 215V214H23ZM29 215H31V214H29ZM123 215V216H122ZM229 215V216H228ZM19 216V217H18ZM16 218V220L15 219H12L13 221H15V223L17 222V224L18 225H22V228L23 227H25L26 225H29V227H30V225L32 224V228H35L37 231H35V229H34V231L36 232H31L32 231V228L30 229L31 231V233H32V235L34 236V237H37L38 239H39V241H37L35 238L33 239V236L30 234V233H28V235H30L28 238L30 239H27L26 240V242H28L29 241V243L31 244V242L30 241H34L36 244H35V246L32 244V246H34L35 248H45V249H49V248H51V249H49V252H52V251H54L55 250V252H54V254H52L53 256L55 255V253H56V255H60V253H61V251H60V253L58 254L57 252H59V249H61V247H60V244L59 245H57V243L59 242V241H61V242H63V240L65 241V237L63 238V236H62V233H60V235L59 236H56L55 235V233H58V231H57V229L56 228H54V229H50V227L52 226V228L53 227H55V223H53L52 224V221L49 223V224H52L51 226L50 225H47V228L49 227V229L50 230H52V233L50 232V230H49V232L51 233V234H53L52 236H51V234H49L48 232V234H46V232H45V234L46 235H48V237L46 236H44V233H43V235L41 236L40 234H42L41 232H40V234H38L39 232V230H38V228L39 227H37L36 228V226H35V224H34V222H36L38 225L40 224V222L39 221H41V219H40V215L39 214H34V217H32L31 218V216H29V218L31 219V220H29L28 218V220L30 221V222H32V223H30V222H28V221H25L24 220V217H22L20 214L18 215ZM33 216V215H32ZM116 216V217H117ZM127 216V217H126ZM130 216L132 217V218H130ZM144 216H146L145 218H144ZM233 216V217H232ZM27 216H25V218H26ZM39 217V218H38ZM111 217V215L107 218V222H102L105 226L106 225H110V223H109V221H108V219ZM115 217V218H116ZM125 217H126V219H125ZM133 217L135 218V219H137L136 221H138V220H140V223H141V226H142V224H143V226H145V225H147V226H145V227H150V228H152V229H150V231L148 230V228H146V229H142L141 228V226L140 227H137V225H140V223L138 222V223H134L135 222V220L133 219ZM189 217H191V215L189 216ZM187 218L186 219V221H185V223L187 224V226H189V228L188 229H190V230H192V229H194V228H197V227H199V224L200 223H196V221H194V220H192L191 218ZM2 218H0V219H2ZM34 218V219H33ZM128 218V219H127ZM7 219V220H6ZM120 219H119V223H118V225H122V223L120 222ZM130 219V220H129ZM134 221H132V220ZM236 219V220H235ZM38 220V221H37ZM144 220V221H143ZM147 220V224H145V221ZM150 220V221H149ZM238 220V221H237ZM18 221H20V223H18ZM194 221V222H193ZM221 223H220V222ZM236 221V222H235ZM0 222H1V220H0ZM22 222V223H21ZM24 222V223H23ZM151 222V223H150ZM190 222V223H189ZM215 222H213V223H215ZM230 222H232L233 224H231ZM235 222V223H234ZM259 222V223H260ZM28 223H30V224H28ZM135 225H134V224ZM204 223V224H203ZM12 224V223H11ZM23 224L25 225V226H23ZM34 224V225H33ZM36 224V225H37ZM47 224H48V221H47ZM131 224H133V225H131ZM188 224H190V225H188ZM205 224H207V225H209L210 224V226L211 227H209V226H207V225H205ZM228 224H230V226L228 225ZM20 225V226H21ZM37 225V226H38ZM152 225V226H151ZM198 225V226H197ZM214 225V226H213ZM232 225V226H231ZM236 225V226H235ZM254 225V224H253ZM142 226V227H143ZM204 226H205V228H204ZM27 227V226H26ZM107 227V226H106ZM145 227H143V228H145ZM192 227V228H191ZM203 227V228H202ZM210 229H209V228ZM213 227H216V228H214L213 229ZM261 227V228H260ZM140 229V230H138V229ZM154 228V229H155ZM235 228H237L238 229V231L240 232L241 231V234L240 235H235V233H234V235L232 236V232H234V229ZM40 229V228H39ZM130 229H132L133 231H134V233H135V235L134 236H132V234H133V232L131 231L130 232ZM213 229V233L215 234H213L212 233V230ZM41 231H42V229H40ZM53 230H54V232H53ZM141 230H144V232L143 233H141L142 231ZM146 230H148V231H146ZM155 230H157V228L155 229ZM197 230H200V229H197ZM214 230H216L215 232H214ZM42 231V232H43ZM57 231V232H56ZM139 231V232H138ZM141 231V232H140ZM146 231V232H145ZM189 231V230H188ZM207 231V232H206ZM38 232V233H37ZM199 232V231H198ZM136 233H137V235H138V237H137V235H136ZM145 233H150L149 235L151 236H149L148 234L146 235ZM204 233V234H203ZM232 233V234H231ZM259 233H261V234H259ZM143 236V234H145V236H143V237H146V238H143V237H140L141 235ZM36 235V236H35ZM129 235H130V237H132V239L131 238H129ZM40 236H41V239H43V240H41L40 239ZM51 236V237H50ZM62 236V237H61ZM190 236V235H189ZM234 236H237V237H234ZM241 236V237H240ZM260 236V237H259ZM115 237H116V235H115ZM135 237V238H134ZM159 237V239H161V235H159L158 236ZM209 237V238H208ZM259 237V238H258ZM137 238V239H136ZM237 238V239H236ZM255 238V239H254ZM52 239V240H51ZM140 239H142V240H140ZM189 240H191V241H189L190 243L193 241L192 239H193V237H189L188 238ZM204 240V242H203V240ZM239 239V240H238ZM132 240V242L133 243H135L136 241H138V240H140V244L139 245H137V244H134V246H132V245H130V246H128L129 244H132V242L131 243H129L130 241ZM207 240V241H206ZM213 240V241H212ZM246 240V241H245ZM258 240V241H257ZM44 241V242H43ZM129 241V242H128ZM143 241V242H142ZM187 241V242H188ZM211 241V242H210ZM40 242V243H39ZM56 242V243H55ZM158 242H160L159 240H158ZM237 242V243H236ZM243 242H245V243H247L246 245H244V243ZM249 242H251V243H249ZM254 242H255V244H254ZM60 243V242H59ZM118 243V242H117ZM124 243V244H123ZM147 243V244H146ZM183 243H184V240H183ZM189 243V244H190ZM202 243H203V245H202ZM205 243V244H204ZM206 243H207V245H206ZM208 243L210 244L211 243V246L210 245H208ZM213 243V244H212ZM27 243H25V245H24V247L23 248H25L26 250L29 248L30 249V247H32V246H29V244H27ZM46 244V245H45ZM63 243H61V245H62ZM128 244V245H127ZM253 245V247L251 248V246ZM39 245V246H38ZM41 245V246H40ZM144 245V246H143ZM187 245V244H186ZM241 245V246H240ZM258 245V246H257ZM142 248L141 250H142V252H141V250H139L138 248ZM147 246V247H146ZM202 246V247H201ZM204 246L206 247V248H204ZM235 246H237L239 249H240V251H239V249L237 248H234ZM3 247H6V246H3ZM34 247H32L31 249H33ZM54 247L56 248V247H60L59 249H54ZM124 247V248H123ZM129 249H128V248ZM131 247V248H130ZM136 248L135 250H137V251H139V253H135V251H134V249L133 248ZM146 247V248H145ZM209 247V248H208ZM258 247V248H257ZM1 248V247H0ZM34 248V249H35ZM147 248L149 249V250H147ZM195 248H196V250H195ZM201 248H202V250H201ZM208 248V249H207ZM246 248H248V249H246ZM250 248L251 249H253V250H250ZM2 249V248H1ZM6 249V248H5ZM5 249H3L4 250V252H5ZM15 249V248H14ZM13 248H12V250L11 249H9V248H7V250L10 252V253H14L13 252V250H14ZM33 249V250H34ZM119 249V250H120ZM126 249H128V250H126ZM130 249H133L132 251L130 250ZM146 249V252H144V250ZM200 249V250H199ZM2 250V251H3ZM17 250V249H16ZM37 250H39V249H37ZM57 250V251H56ZM250 250V251H249ZM8 251H6V252H8ZM45 251V250H44ZM46 251H48V250H46ZM45 251V252H46ZM63 251H64V249H63ZM127 251V252H126ZM194 251H195V253H194ZM199 251V252H198ZM235 251V252H234ZM258 251V252H257ZM3 252V253H4ZM125 252V253H124ZM132 252V253H131ZM178 252H179V254H178ZM183 252V253H182ZM192 252V254H190ZM250 252V253H249ZM253 252V253H252ZM126 253H127V255L128 254H130V256L128 255H126ZM134 253L136 254V255H134ZM199 253H201V254H199ZM257 255H255V254ZM48 254V253H47ZM123 254V255H122ZM124 254L127 256H124ZM148 254V253H147ZM150 254V253H149ZM194 254H199V257H198V259L200 260H198V259H196L197 257L196 256H198V255H194ZM210 254V255H209ZM246 254V255H245ZM44 256L45 254L44 253H42L41 255H35L33 258H34V260H35V258L36 259H38V260H40L41 259V256ZM145 255V256H144ZM180 255V256H179ZM201 255V256H200ZM253 255V256H252ZM42 256V257H43ZM51 256V255H50ZM50 256H48V257H50ZM123 256H124V258H123ZM194 256L196 257L195 259L196 260H194ZM204 256V257H203ZM215 256H216V258H215ZM240 256V257H239ZM47 257V256H46ZM55 257V256H54ZM181 257H183V259H181ZM188 257V258H187ZM201 257V258H200ZM209 257V258H208ZM259 257V258H258ZM32 258V259H33ZM142 259V261L140 260V259ZM145 258H147V259H145ZM205 258V259H204ZM247 258V259H246ZM254 258V259H253ZM31 259V260H32ZM59 259V260H58ZM58 259H54V261H53V259L52 260H49L50 262H48V261H46V259H45V257H44V259H43V261H42V264H48V263H53V264H56V260H57V263H58V261H59V263L60 264H67V260H65L64 258H58ZM64 259V260H63ZM124 259H125V261H124ZM192 259V260H191ZM209 259V260H208ZM240 259V260H239ZM246 259V260H245ZM38 260H36V261H34V262H36V263H32V264H40L39 262H38ZM62 262H61V261ZM203 260V261H202ZM207 260V261H206ZM15 261H16V259H15ZM22 260L20 259L19 261H18V263L17 264H21L20 262H21ZM25 260H23L22 261V264H25V262H24ZM29 261V260H28ZM28 261H26V264H31V262H28ZM131 261V262H130ZM139 261L141 262V263H139ZM193 261H195V263L193 262ZM248 261V262H247ZM13 262V263H12ZM17 262V261H16ZM16 262H14V260L13 261H11L9 264H16ZM24 262V263H23ZM33 262V261H32ZM138 262V263H137ZM228 262V263H227ZM247 262V263H246ZM58 263V264H59ZM176 263V264H177ZM199 263V264H200ZM88 264H90V263H88ZM198 264V263H197Z\"/></svg>",
  "mask_w": 264,
  "mask_h": 264
}]
</instances>
